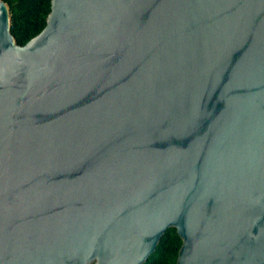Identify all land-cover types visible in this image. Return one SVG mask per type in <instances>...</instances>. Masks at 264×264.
Returning a JSON list of instances; mask_svg holds the SVG:
<instances>
[{
  "label": "water",
  "instance_id": "95a60500",
  "mask_svg": "<svg viewBox=\"0 0 264 264\" xmlns=\"http://www.w3.org/2000/svg\"><path fill=\"white\" fill-rule=\"evenodd\" d=\"M264 264V0H0V264Z\"/></svg>",
  "mask_w": 264,
  "mask_h": 264
},
{
  "label": "trees",
  "instance_id": "16d2710c",
  "mask_svg": "<svg viewBox=\"0 0 264 264\" xmlns=\"http://www.w3.org/2000/svg\"><path fill=\"white\" fill-rule=\"evenodd\" d=\"M9 6L11 33L23 45L46 24L50 0H3ZM182 243L176 229L170 227L161 236L155 250L143 264H175Z\"/></svg>",
  "mask_w": 264,
  "mask_h": 264
}]
</instances>
